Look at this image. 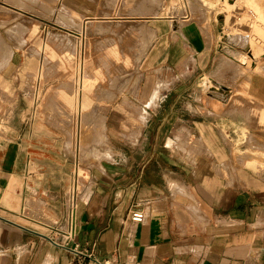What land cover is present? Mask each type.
Returning <instances> with one entry per match:
<instances>
[{
  "label": "crops",
  "instance_id": "crops-1",
  "mask_svg": "<svg viewBox=\"0 0 264 264\" xmlns=\"http://www.w3.org/2000/svg\"><path fill=\"white\" fill-rule=\"evenodd\" d=\"M28 1L37 12L45 3L84 15L85 31L111 18L98 16L92 0H0V37L26 28L21 6ZM142 17L148 24L133 50L137 75L128 78L136 87L113 92L102 125L112 157L84 169L76 235L66 246L53 242L64 241L54 228L65 229L81 164L58 119L60 81L38 79L41 105L28 119L29 74L43 62L27 60L30 40L23 48L0 41V92L18 111L0 128V264H264V77L233 83L225 34L212 14L184 23L176 17L177 24ZM207 77L226 87L224 99L207 91Z\"/></svg>",
  "mask_w": 264,
  "mask_h": 264
},
{
  "label": "rangeland",
  "instance_id": "rangeland-1",
  "mask_svg": "<svg viewBox=\"0 0 264 264\" xmlns=\"http://www.w3.org/2000/svg\"><path fill=\"white\" fill-rule=\"evenodd\" d=\"M92 2L95 3L98 16H111V18L90 22L85 36L82 34L83 29H78L84 15L78 16L62 5L45 3L38 6L40 9L37 8L39 11L37 12L35 3L28 1L27 4L21 6L28 12V16L23 17L27 19L26 28L7 31L6 38L0 37V41L11 38L22 48L30 40L26 53L27 60L33 63L43 62V70H33L35 72L29 74L31 83L26 88L30 97L26 106L28 119L34 118L41 105L40 101L36 100L37 87H39L40 96H43V87L38 86V79L42 78L44 82L52 76L59 79L60 84L56 86L57 100L55 101L57 102L58 119L68 138L69 152L81 164L79 167L80 188L84 189L87 185L84 169L92 167L94 159L112 157L111 149L105 148L106 137L102 132L104 115L108 104L112 103L113 92L118 91L122 94L136 87L134 83L130 84L128 78H133L136 74V64L137 61L139 62L140 55L138 54L136 61L133 50L142 38V27L148 24L147 18L142 16L154 14L157 17L167 16V22L172 24L170 17H177L181 19V23H184L197 14L205 19L212 14L220 21L223 34H225L223 40L226 43L222 50L227 52L229 58L224 60V67L226 72L231 74L233 83L245 76L264 77V54L256 56L257 58L253 59L255 65L253 62L251 66L249 63L240 64V57L236 59L243 53V47L248 44L249 50L252 51L254 48L264 53V0H177L172 6L169 2L166 3V0H92ZM37 13L43 20L39 18L36 20L32 16ZM187 16L189 17L186 18ZM220 16L223 18L219 19ZM17 21L16 19L1 22V27L16 24ZM36 24L39 26L36 27ZM26 32L29 36L25 40ZM21 34L23 36H20ZM35 39L38 40L37 43ZM83 40L85 47L81 53L80 43ZM230 46L238 51H233ZM7 61L9 59L3 62ZM82 68L85 72V85H88V104L82 111L81 117L84 126L79 123L80 120L77 117L76 98L77 82ZM222 76L223 74L221 78L216 77V79L222 82ZM122 79L124 83L118 84ZM206 80L208 82L207 91H213L216 97L224 98V91L219 87L220 84H215L208 77ZM51 90L52 88L45 92V100L50 97ZM8 93V91L0 92L1 95L3 94L0 96V128L2 129L9 120V116L18 112L15 111L16 101L11 99ZM44 103L46 105L47 102ZM131 104L129 108L133 109L135 106ZM134 119L136 121L137 118ZM78 132L88 136L87 140L79 146L80 149H77Z\"/></svg>",
  "mask_w": 264,
  "mask_h": 264
},
{
  "label": "bare ground",
  "instance_id": "bare-ground-1",
  "mask_svg": "<svg viewBox=\"0 0 264 264\" xmlns=\"http://www.w3.org/2000/svg\"><path fill=\"white\" fill-rule=\"evenodd\" d=\"M176 8V6L174 7V9ZM176 11V10H175ZM256 11V10H255ZM261 14V13H260ZM259 14V15H260ZM256 15H257V13H256ZM258 15V16H259ZM260 17V16H259ZM172 20H173V23H176L175 22V19H176V17H174V19L173 18H171ZM177 20V19H176ZM253 22H254V20H253ZM178 23V22H177ZM176 23V24H177ZM84 24H86V21L85 22H83L82 21V24L81 25H79L78 26V29H83V35L85 36V34H86V31H85V25ZM255 24V23H254ZM76 27V26H75ZM260 27V26H259ZM77 28V27H76ZM254 32V31H253ZM250 33V32H249ZM245 34V33H244ZM248 34V33H247ZM246 34V35H247ZM253 34V33H252ZM251 34V35H252ZM249 39V38H248ZM250 41H251V39H249ZM84 47H85V41L83 40L81 43H80V52L82 53L83 51H84ZM247 47H249V44H248V46L246 45L245 47H243V53L242 54H240L238 57H236V59H239V57H240V59H239V61H241V63L240 64H244L243 62L246 60V57L247 56H249V53H248V51L247 50H249ZM250 51V54L252 55V56H250L249 58H248V62H247V64L249 63V65L251 66V64L254 62L253 61V59L254 58H257L256 56H260V55H263L264 53L263 52H258L256 49H254V48H252V51L251 50H249ZM250 61V62H249ZM259 64V63H258ZM254 65H255V62H254ZM253 67V66H252ZM258 68V67H257ZM246 69V68H245ZM259 69V68H258ZM249 70H252V69H249ZM79 71V70H78ZM81 74H79V77H78V82H77V117H78V120H80L79 121V123L82 125V126H84L83 125V123H82V120H81V117H82V111L87 107V104H88V93H87V91H88V85H85V81H84V78H85V72H84V68H82L81 69ZM262 115V114H261ZM145 116H147V115H145ZM147 118V117H146ZM140 119L144 122H147L146 120H145V117L142 115L141 117H140ZM144 122V123H145ZM103 124V123H102ZM140 127V126H139ZM79 128V127H78ZM141 128H143V127H141ZM141 130H143V129H141ZM140 131V130H139ZM139 137V136H138ZM87 138H88V136L85 134V133H81V132H78V138H77V143H79V145L77 146V149H80V145L82 144V142H84V141H86L87 140Z\"/></svg>",
  "mask_w": 264,
  "mask_h": 264
},
{
  "label": "built area",
  "instance_id": "built-area-1",
  "mask_svg": "<svg viewBox=\"0 0 264 264\" xmlns=\"http://www.w3.org/2000/svg\"><path fill=\"white\" fill-rule=\"evenodd\" d=\"M187 16L186 18H188ZM72 178V183L69 189L68 200H67V217H66V225L65 229L58 230L54 228L55 231H59L61 236L64 238V241L58 242L53 241L59 246H66L70 241H73L76 235V215L79 208L80 203V178H79V169L78 165L76 166ZM144 218V214L142 212L133 213V220L142 221ZM65 242V243H63Z\"/></svg>",
  "mask_w": 264,
  "mask_h": 264
},
{
  "label": "water",
  "instance_id": "water-1",
  "mask_svg": "<svg viewBox=\"0 0 264 264\" xmlns=\"http://www.w3.org/2000/svg\"><path fill=\"white\" fill-rule=\"evenodd\" d=\"M223 17H219V19H222ZM248 51V53L250 52L249 50H247ZM250 56H252L251 54H249V56H247L246 57V60L243 62L244 63V65H246L247 64V61H248V58L250 57ZM219 87L221 88V89H223V90H226V87L225 86H223V85H219ZM221 99H224V98H221Z\"/></svg>",
  "mask_w": 264,
  "mask_h": 264
}]
</instances>
